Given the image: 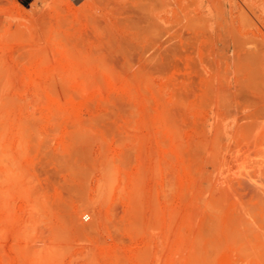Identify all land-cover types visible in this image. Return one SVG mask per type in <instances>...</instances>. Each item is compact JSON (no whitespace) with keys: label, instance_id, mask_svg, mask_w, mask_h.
<instances>
[{"label":"rangeland","instance_id":"374dc122","mask_svg":"<svg viewBox=\"0 0 264 264\" xmlns=\"http://www.w3.org/2000/svg\"><path fill=\"white\" fill-rule=\"evenodd\" d=\"M0 264H264V0H0Z\"/></svg>","mask_w":264,"mask_h":264},{"label":"built area","instance_id":"2783aa9c","mask_svg":"<svg viewBox=\"0 0 264 264\" xmlns=\"http://www.w3.org/2000/svg\"><path fill=\"white\" fill-rule=\"evenodd\" d=\"M88 217H89L88 215L85 216L86 219H88Z\"/></svg>","mask_w":264,"mask_h":264}]
</instances>
